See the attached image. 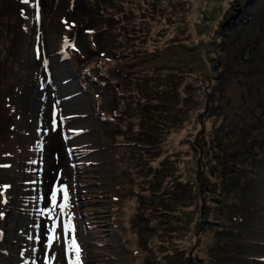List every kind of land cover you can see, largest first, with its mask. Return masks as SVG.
Listing matches in <instances>:
<instances>
[{
  "label": "rangeland",
  "instance_id": "rangeland-1",
  "mask_svg": "<svg viewBox=\"0 0 264 264\" xmlns=\"http://www.w3.org/2000/svg\"><path fill=\"white\" fill-rule=\"evenodd\" d=\"M0 264H264V0H0Z\"/></svg>",
  "mask_w": 264,
  "mask_h": 264
},
{
  "label": "bare ground",
  "instance_id": "bare-ground-1",
  "mask_svg": "<svg viewBox=\"0 0 264 264\" xmlns=\"http://www.w3.org/2000/svg\"><path fill=\"white\" fill-rule=\"evenodd\" d=\"M63 116H66L65 118L62 119L64 122V127L66 126L65 129L61 130V133L66 135H71L73 132V117L70 116V113L65 112L62 113ZM56 130V129H55ZM60 132V131H58ZM58 132L55 131L54 133L44 135L42 137V142L44 145L48 146L49 149H51L53 146L57 145L58 143ZM82 149L86 153L87 152V147L84 146ZM46 157L49 160L54 161L56 166V156H54L53 153L49 152L46 153ZM85 158V157H84ZM82 162V161H81ZM81 164V163H80ZM83 164V163H82ZM79 165V164H78ZM61 168H57L56 172L58 173ZM94 168H92L93 170ZM95 171V170H94ZM72 167L71 166H66L63 169H61L60 173H58V179H60V184L62 183L63 188L66 186L68 189V200H67V217H66V222H68L69 227L66 228V231H63L62 229L58 231L56 234L52 231L54 228L53 220H54V215L53 213L49 215V220L43 225V227L40 230L39 235L43 238V243L48 242V249L46 251V254L52 256V258H55L56 261L64 259H69L71 256V248L70 244L71 243L73 249L76 252V245H79V249L81 252V246L85 242V236L80 229V224L79 220L77 218V207L76 204L74 203V193H75V188H74V181L76 179L74 178V175L72 174ZM85 177H83L85 180H79V187L80 190L83 194V196H88L87 201L89 204H94L95 201L101 202L103 200V195L107 193V186L103 183L100 182L101 177L100 176H95V174H92L89 168L86 167L85 171ZM85 183V184H84ZM86 186V187H85ZM90 187L89 190L86 188ZM98 198V199H96ZM106 198H110L107 196ZM96 199V200H95ZM99 229V228H96ZM103 232L96 231V234L101 235V237H105ZM55 237V239H51V237ZM73 238L75 239V244L73 243ZM79 252V253H80ZM49 259V258H48Z\"/></svg>",
  "mask_w": 264,
  "mask_h": 264
},
{
  "label": "snow or ice",
  "instance_id": "snow-or-ice-1",
  "mask_svg": "<svg viewBox=\"0 0 264 264\" xmlns=\"http://www.w3.org/2000/svg\"><path fill=\"white\" fill-rule=\"evenodd\" d=\"M25 3L28 2V0H24ZM61 191V189H56L53 191L52 193V205L53 207H56L57 206V194L58 192ZM63 193H64V200H65V204L63 206H67V200H68V189L67 187L65 186L63 189H62ZM53 232H55V228L52 229ZM51 239H55V237H51ZM73 243L75 244V239L73 238ZM79 252H80V249H79V245H76V253H77V256H79Z\"/></svg>",
  "mask_w": 264,
  "mask_h": 264
},
{
  "label": "trees",
  "instance_id": "trees-1",
  "mask_svg": "<svg viewBox=\"0 0 264 264\" xmlns=\"http://www.w3.org/2000/svg\"><path fill=\"white\" fill-rule=\"evenodd\" d=\"M102 1V0H101ZM94 11H93V18L98 22L97 24V29H103V28H108L107 26H105L104 24H106L105 22H103L104 24H100L99 22L102 20L103 16L108 15L107 11L105 8L103 7H95V6H91ZM111 20V19H110ZM129 21V20H128ZM112 29V28H111ZM121 31V30H120ZM206 196H209V194H206Z\"/></svg>",
  "mask_w": 264,
  "mask_h": 264
}]
</instances>
